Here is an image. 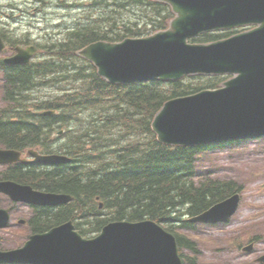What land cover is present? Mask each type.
<instances>
[{
  "label": "trees",
  "instance_id": "trees-1",
  "mask_svg": "<svg viewBox=\"0 0 264 264\" xmlns=\"http://www.w3.org/2000/svg\"><path fill=\"white\" fill-rule=\"evenodd\" d=\"M128 1L139 9L146 8L135 15V21L121 12L116 16L101 14L71 32L64 42L51 45V60L10 67L6 72L7 106L0 111V145L20 151L41 148L49 153L63 152L72 161L47 169L16 165L0 173V180L73 196L70 204L57 208L34 207L32 233H43L72 220L83 235H89L101 232L113 221L149 219L175 234L180 248L185 245L192 249L193 243L169 223L183 222L181 216H198L241 192L242 187L198 175L199 156L222 145L164 146L157 141L151 124L167 100L216 88L222 80L194 77L113 86L97 74L93 65L80 66L82 62L75 53L89 44L142 37L139 24L146 25L150 19L146 11L163 10L160 20L152 21L155 26L151 32L168 27L172 12L165 5L149 0ZM95 3L101 10L109 7L108 0ZM231 35H209L202 42ZM45 82L68 83L69 89L55 100L31 103L26 93ZM40 110H57L58 114L39 116L36 111ZM62 129L66 131L64 143L53 151L52 134ZM184 225L194 227L188 221Z\"/></svg>",
  "mask_w": 264,
  "mask_h": 264
},
{
  "label": "water",
  "instance_id": "water-1",
  "mask_svg": "<svg viewBox=\"0 0 264 264\" xmlns=\"http://www.w3.org/2000/svg\"><path fill=\"white\" fill-rule=\"evenodd\" d=\"M171 6L175 18L167 30L120 43L97 42L78 52L110 84L174 81L186 76L234 75L218 90L168 101L153 130L169 146H198L264 136V0H155ZM256 26L226 40L190 44L204 34ZM4 48L0 39V51ZM35 48L20 50L12 63L24 64ZM46 115L49 113H45ZM52 114V113H50ZM28 154L44 165L69 163L64 156ZM26 162L21 153L0 150V164ZM0 193L15 202L42 207L67 204L71 196L35 191L13 181ZM240 195L192 218V223L228 221ZM103 206H101L102 208ZM10 210L0 209V228ZM252 246L246 250L250 251ZM264 263V256L259 259ZM0 264H183L176 237L151 220L113 222L94 239L83 238L73 222L36 234L21 249L0 251Z\"/></svg>",
  "mask_w": 264,
  "mask_h": 264
},
{
  "label": "rangeland",
  "instance_id": "rangeland-1",
  "mask_svg": "<svg viewBox=\"0 0 264 264\" xmlns=\"http://www.w3.org/2000/svg\"><path fill=\"white\" fill-rule=\"evenodd\" d=\"M108 4L107 9L101 10L95 0H0V33L13 38L17 43H25L23 46H40L42 56L35 61L38 63L48 58L43 47L63 42L68 32L89 24L90 20L97 19L99 15L116 16L121 12L135 21L138 19L135 15H140L144 9H139L128 0L118 4L115 0H108ZM19 6L22 9L18 11L6 8ZM161 11L162 16L161 9L146 11V15L149 13L147 16L150 17L149 23L147 26L145 23L139 24L142 28L140 35H147L152 31L155 26L152 21L160 20ZM67 89L68 83L45 82L26 94L31 103H38L51 100ZM5 97L4 75L0 72V111L7 106ZM56 134L51 139L55 148L65 140L58 138L59 135ZM5 170L6 167L0 166V172ZM197 170L201 178L231 181L242 186V203L238 213L225 224H194V227L187 228L184 222L188 217L185 216L180 217L183 222L169 223L174 226L175 232L184 234L193 243L192 249L185 245L180 249L184 264H259L256 262L257 258L264 255V137L223 144L217 149L202 153L197 160ZM0 207L12 208L10 227L0 230V250L20 248L27 235L30 236V231L26 225L19 226L17 221L29 219L33 210L23 204H14L3 195H0ZM99 233L85 237L93 238ZM237 242L241 243L240 247ZM251 244V252L243 250Z\"/></svg>",
  "mask_w": 264,
  "mask_h": 264
},
{
  "label": "flooded vegetation",
  "instance_id": "flooded-vegetation-1",
  "mask_svg": "<svg viewBox=\"0 0 264 264\" xmlns=\"http://www.w3.org/2000/svg\"><path fill=\"white\" fill-rule=\"evenodd\" d=\"M1 37L3 38V40L7 44L8 52L0 55V57H1V59H0V71L1 72H7V71H9L10 67H16V66H12V65H7L6 59H8L9 57H12L16 54V48L19 44L13 38H8L5 34H2ZM29 165H32V164H29Z\"/></svg>",
  "mask_w": 264,
  "mask_h": 264
},
{
  "label": "bare ground",
  "instance_id": "bare-ground-1",
  "mask_svg": "<svg viewBox=\"0 0 264 264\" xmlns=\"http://www.w3.org/2000/svg\"><path fill=\"white\" fill-rule=\"evenodd\" d=\"M39 1H40V0H39ZM69 3H70V2H69ZM85 3H86V2H85ZM53 4H54V3H53ZM57 6H58V5H57ZM84 7H85V6H84ZM75 9H76V8H75ZM42 12H43V11H42ZM86 12H87V11H86ZM159 30H160V29H159ZM41 86H42V85H41ZM47 86H48V85H47ZM47 86H46V87H47ZM43 87H44V86H43ZM46 87H45V88H46ZM47 88H49V87H47ZM43 90H44V89H43ZM43 90H42V91H43ZM46 90H47V89H46ZM49 98H50V97H49ZM53 126H54V125H53ZM51 133H52V132H51ZM56 135H57V134H56ZM27 220H28V219H27Z\"/></svg>",
  "mask_w": 264,
  "mask_h": 264
}]
</instances>
